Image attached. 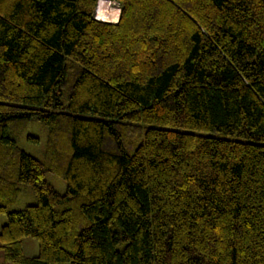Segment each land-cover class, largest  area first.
Wrapping results in <instances>:
<instances>
[{
    "label": "trees",
    "instance_id": "trees-1",
    "mask_svg": "<svg viewBox=\"0 0 264 264\" xmlns=\"http://www.w3.org/2000/svg\"><path fill=\"white\" fill-rule=\"evenodd\" d=\"M101 1L0 0L1 264H264V0Z\"/></svg>",
    "mask_w": 264,
    "mask_h": 264
},
{
    "label": "rangeland",
    "instance_id": "rangeland-1",
    "mask_svg": "<svg viewBox=\"0 0 264 264\" xmlns=\"http://www.w3.org/2000/svg\"><path fill=\"white\" fill-rule=\"evenodd\" d=\"M99 2V0H98ZM97 2V4H98ZM100 8L102 11V16L103 19L107 20V21H111V22H116L118 20V16H119V4L117 1L115 0H111V1H101L100 2ZM96 14L99 15L98 11H97V7H96ZM102 16L100 15L99 17L102 18ZM114 20V21H113ZM116 20V21H115ZM40 127L38 126L36 123H32L31 125H29V127L25 130V135L29 134V133H33L36 134L38 137L41 136L40 130L34 131L32 128L33 127ZM21 145L23 146V148H25L27 151L33 153L35 156H37L38 154H41V149L40 147H42L41 145L39 146V144L37 143H31L28 140H24L21 141ZM47 179L54 185V187L59 191V192H63L65 190V186H66V182L56 176L53 173H47ZM28 187V186H27ZM35 202V197L33 196V194L28 191V192H24L22 193V195L20 196L19 200H18V206H23L25 204H30ZM6 218L4 214H0V227L1 225L5 222ZM38 252V242L36 239H34L33 237H26L23 240V253L25 255H35ZM3 262V252L0 250V264ZM7 264H13V263H7Z\"/></svg>",
    "mask_w": 264,
    "mask_h": 264
},
{
    "label": "bare ground",
    "instance_id": "bare-ground-1",
    "mask_svg": "<svg viewBox=\"0 0 264 264\" xmlns=\"http://www.w3.org/2000/svg\"><path fill=\"white\" fill-rule=\"evenodd\" d=\"M97 11H98V13H99V15L98 16H102V11H101V8H100V3H99V5H98V7H97ZM102 18H103V16H102Z\"/></svg>",
    "mask_w": 264,
    "mask_h": 264
},
{
    "label": "built area",
    "instance_id": "built-area-1",
    "mask_svg": "<svg viewBox=\"0 0 264 264\" xmlns=\"http://www.w3.org/2000/svg\"><path fill=\"white\" fill-rule=\"evenodd\" d=\"M96 18H100V17L96 14Z\"/></svg>",
    "mask_w": 264,
    "mask_h": 264
}]
</instances>
